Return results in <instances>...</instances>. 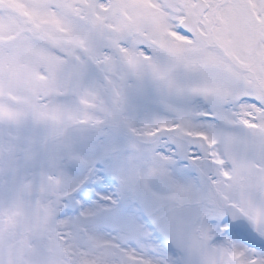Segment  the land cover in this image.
I'll return each mask as SVG.
<instances>
[{
	"label": "snow or ice",
	"instance_id": "1",
	"mask_svg": "<svg viewBox=\"0 0 264 264\" xmlns=\"http://www.w3.org/2000/svg\"><path fill=\"white\" fill-rule=\"evenodd\" d=\"M0 264H264V0H0Z\"/></svg>",
	"mask_w": 264,
	"mask_h": 264
}]
</instances>
